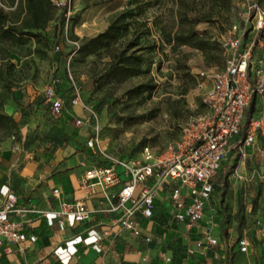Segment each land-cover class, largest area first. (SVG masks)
Wrapping results in <instances>:
<instances>
[{"label":"rangeland","instance_id":"1","mask_svg":"<svg viewBox=\"0 0 264 264\" xmlns=\"http://www.w3.org/2000/svg\"><path fill=\"white\" fill-rule=\"evenodd\" d=\"M64 0H53L54 3ZM129 0H71L73 17L68 29L62 12L42 31V39L36 43L29 39L14 48L10 66L0 78V100L4 112L12 115L15 123L7 130L0 128V150L8 149L11 159L17 160L15 171L23 164L33 162L54 171V162L80 149H87L91 167L113 161L137 162L142 159L145 146L155 157L162 156L168 146L177 140L182 127L203 110L202 98L209 80L200 78L201 71L210 73L225 67L226 51L223 42L234 32L252 36L259 18L257 11L249 12L251 3L261 5L264 0H232L228 13L217 15L211 21L200 22L195 29L203 35L210 47L201 51L189 46H173L166 41V33L176 25L179 5L177 0H164L147 9L145 20L150 32L143 36L140 45L147 46L143 52L152 60L150 72L117 82L106 76L109 58L94 54L80 59L78 47L87 39L105 31L116 14L127 9ZM187 3V2H186ZM191 3V2H190ZM200 9L202 2H197ZM9 12L15 4H6ZM201 9H207L201 8ZM197 12L190 15H195ZM155 23L157 25H155ZM133 28L127 35L119 36V42L133 39ZM58 41L60 50H53ZM40 49L39 53L34 48ZM262 48L258 47V54ZM54 75L63 80L65 109L76 115L55 116L44 102V88ZM72 76L82 95V102L70 104ZM152 81L155 88L136 97L127 90L140 82ZM26 93L32 100L17 98ZM259 114L264 115V95L259 97ZM76 119L83 124L77 125ZM97 136V146H87L91 137ZM18 146V149L15 147ZM237 158L233 165L237 166ZM11 162V161H10ZM250 160L247 159L246 165ZM9 166L0 156V189L12 184ZM233 169L231 173H236ZM222 223L232 217L233 205L222 197L217 206ZM224 220V221H223ZM227 245L229 241L225 239ZM150 245L169 253L168 264H183L190 243L183 225L172 220L162 223L151 236ZM168 256V255H167ZM188 264H198L188 262Z\"/></svg>","mask_w":264,"mask_h":264},{"label":"crops","instance_id":"2","mask_svg":"<svg viewBox=\"0 0 264 264\" xmlns=\"http://www.w3.org/2000/svg\"><path fill=\"white\" fill-rule=\"evenodd\" d=\"M18 97L25 101L30 99L21 92ZM259 97L256 96L251 117L264 118L256 112L261 103ZM64 116L76 118L66 109ZM0 156L9 166L7 174L14 181L0 189V199L7 191H13L18 198V207L31 210L22 220L26 229L37 236L34 243H22V251L0 249V264H168L167 258L171 260L169 253L157 250L147 238L151 239L162 223L177 221L171 199L176 186L174 182L168 181L159 191L151 219L136 216L141 233L135 235L116 225L122 211L110 210V197L120 186L107 190L98 186L92 193L82 186L81 179L92 165L87 149L57 159L52 172L48 171L49 167L42 168L43 165L33 162H26L19 172H12L17 160L11 159L8 149L0 150ZM235 157H238L236 167L233 165ZM247 159L250 160L248 169ZM235 168L237 174L231 173ZM56 188L60 190L58 196L53 193ZM223 196L233 205L232 217L224 223L217 211ZM79 199L91 211L90 218L78 222L69 216L61 229L55 211L60 210L64 201ZM177 223L185 227L190 241L183 264L189 261L264 264V134L247 147L246 157L241 158L234 151L222 162L202 220L190 227L185 222ZM207 235L217 243L209 244ZM243 237L250 242L246 252L240 251L239 239ZM225 239L229 241L228 245Z\"/></svg>","mask_w":264,"mask_h":264},{"label":"built area","instance_id":"3","mask_svg":"<svg viewBox=\"0 0 264 264\" xmlns=\"http://www.w3.org/2000/svg\"><path fill=\"white\" fill-rule=\"evenodd\" d=\"M55 4L62 12L68 29L73 17L71 0ZM248 9L259 14L255 26L257 32L246 36L235 31L223 42L225 67L212 73H199L203 81H210L202 98L203 110L182 127L180 136L162 156L156 158L151 148L145 146L141 161L116 160L85 171L81 184L89 193L98 186L103 190L120 186L118 192L110 197V210L122 211L116 220L121 230L135 235L141 233L136 216L153 217L155 198L168 181L176 185L171 198L175 219L189 227L197 224L204 216L214 190V178L222 162L234 151L241 158L246 157L247 147L264 134V118L251 117L247 122V110L253 97L264 95V3H251ZM72 43L80 47L77 42ZM259 46L262 48L261 54L257 52ZM60 48L59 43L54 46L55 51ZM69 80L73 93L70 104L76 106L81 104L82 95L72 76ZM60 82V78L54 76L44 88V101L55 116L64 115L65 111V101L58 92ZM76 123L80 125L85 122L76 119ZM98 143V137L93 136L88 139L87 146L94 147ZM15 148L18 149V146ZM184 189L185 193L182 192ZM53 193L58 196L60 190L56 188ZM114 199L116 202H113ZM30 211L18 207V198L13 191H7L0 199V249L11 252L13 248H18L22 251V243L37 240V236L26 229L22 220ZM55 214L63 229L67 217L72 216L75 221L81 222L90 218L91 211L79 199L64 201ZM207 239L211 245L217 243L208 235ZM249 244L247 238L239 239L240 251L246 252Z\"/></svg>","mask_w":264,"mask_h":264},{"label":"trees","instance_id":"4","mask_svg":"<svg viewBox=\"0 0 264 264\" xmlns=\"http://www.w3.org/2000/svg\"><path fill=\"white\" fill-rule=\"evenodd\" d=\"M164 0H129L127 9L115 15L107 29L84 41L78 49L80 59L89 55L103 54L109 58L106 76L117 82H125L132 77H138L150 72L152 60L143 52L148 48L140 45L143 36L149 34L150 27L145 20L147 9ZM201 1L200 9H196ZM187 2V3H186ZM191 2V3H190ZM232 0H177L179 5L177 22L166 33V41L173 46H189L201 51L210 47L207 39L199 34L195 25L211 21L215 14L223 15L231 9ZM0 78L5 75L6 67L10 66V56L14 54V48L24 45L29 39L39 43L42 39V31L59 14L53 0H0ZM6 4L14 5L15 10L9 12ZM207 9H201L206 8ZM197 12L195 15H190ZM155 25H157L155 23ZM130 28L137 33L133 39L126 43L119 42V36L127 35ZM56 41L53 45L58 44ZM40 52L38 47L34 48ZM59 77L52 75V77ZM58 86L61 94L64 86L63 80ZM155 88L152 81H144L127 90L130 97H136L144 92H151ZM0 100V128L7 130L15 123L12 115L4 112ZM45 102V101H44ZM256 96L253 97L247 110V122L254 112ZM47 105V104H46ZM50 111L49 105H47ZM51 113V112H50Z\"/></svg>","mask_w":264,"mask_h":264}]
</instances>
